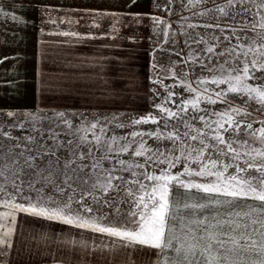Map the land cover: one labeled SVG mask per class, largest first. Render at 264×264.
<instances>
[{"label":"snow or ice","instance_id":"snow-or-ice-1","mask_svg":"<svg viewBox=\"0 0 264 264\" xmlns=\"http://www.w3.org/2000/svg\"><path fill=\"white\" fill-rule=\"evenodd\" d=\"M190 3L193 6L204 4L206 7L208 3L213 5L200 15L214 13L212 16L214 23L189 24L188 27L211 28L214 30L211 38L216 41L213 44L204 37L194 40L197 45L203 43L206 47L200 51L194 50L196 54L192 60L198 61L202 68L208 67L201 59L202 51L204 58L209 61L215 59L216 63L208 68L212 73L211 77L196 80L195 87L187 80L182 82L190 98L176 105V111L156 105L160 109L161 119L148 114L147 117L133 122L147 124L151 121L158 126L155 131L131 133L133 142L137 136L141 137L142 142L135 149L134 155L145 156V164H132L117 159L114 165L105 167V161L112 164L110 154L118 156L126 153L131 144L121 145L114 136L106 143L102 142V136L97 135L95 131L98 122L92 123L89 128H77L73 132V126L67 120L64 123L68 125L69 131L63 133L64 140L60 139L61 132L50 128L47 138L53 141L55 148L41 145L45 151L26 157L28 168L46 184L55 185L56 177L63 178L64 187L55 185L60 192L77 182L91 183L94 190H101L105 194L110 189L119 188V185L113 184L114 180L137 185L142 193L138 197L132 189L127 191V195L133 198L134 206L128 213L132 218L133 227L105 225L102 223L105 217L91 215L86 217L81 211H73L72 204L81 201H75L72 194L66 201L38 195L33 202L31 196L25 197L28 200L27 206L15 203L10 198L0 203V207L8 209L0 212V264H5L2 258L8 254L6 250L14 249L16 245H19L20 250L32 247L46 250L54 246L57 251L65 253L74 246L76 251H82L85 255L88 254L85 250H91L94 254L99 253L103 258V264H141L138 257L149 255L148 249L161 251L167 249L174 251L178 256L183 255V260L169 262L165 259L162 264H264V208H249L248 211L230 213L226 218L215 216L211 221L205 218L186 224L185 219L179 215V207L174 210L170 199L173 186H176L180 189H195L210 196L214 194L217 197L208 204L185 205V209L231 207L239 199L264 204V127L254 129L252 123L237 119L242 115L251 114L250 102L261 106L258 110H264V76L256 75L257 72L264 73V0H190ZM251 6L256 10L253 11ZM97 14L114 15L110 12ZM216 30L220 35L215 34ZM59 35L78 36L77 33L69 32H61ZM225 43L227 47L217 52L216 49ZM250 81L258 83L253 84ZM208 84L216 85L218 90L209 89L206 86ZM221 85L226 87L220 88ZM173 95L174 93L169 91L166 99L171 100ZM214 105L224 107L223 109L209 107ZM8 115L11 117L14 113L9 111ZM57 115L64 116L63 113ZM30 119L35 124L41 122L43 118L31 116ZM171 121L175 123H170ZM197 122L200 126H197ZM261 123L264 124V121ZM20 128H24L23 123L20 124ZM169 128L170 131H164ZM33 130L40 139H44L43 132L35 128ZM99 130L101 134L105 131L103 126ZM81 132L84 134L77 135ZM244 132L248 133V139L243 138ZM89 133L91 140L88 138ZM3 135L13 139L9 133ZM144 136L171 142V148L152 150L143 142ZM28 139L33 141L36 137L29 136ZM13 147L20 148L21 145L17 142ZM85 147L87 151L83 150ZM105 148L106 151H103ZM61 149L68 153V158L62 165L58 159L55 162L44 160L45 156L55 157L57 151ZM25 151L31 153L33 149L25 145L18 155L24 156ZM94 151H102V155L95 157ZM8 155L11 153L4 154L5 157ZM89 157H92L91 162H88ZM37 161H40V164H37ZM11 163L15 165L18 160L14 158ZM181 163L184 165L183 170L172 174L171 169ZM41 164L44 167H41ZM163 164L167 167L161 169L159 175L155 172L148 173L146 170L147 166ZM116 165H119V168ZM89 168L93 172L87 173L89 178L85 179L81 173ZM118 171H131V179L125 181L123 176L115 174ZM7 172H12L13 176L20 178L23 169L13 172L7 163L0 164V177L7 178ZM183 177H199L203 182H193L191 179L186 182ZM22 183V180L20 185L13 182L12 186L17 192H22ZM29 187L32 188L34 185L30 184ZM35 190L38 193L42 191ZM0 193L7 194L6 188L0 187ZM45 199L47 202L42 203L41 201ZM93 199L98 202L97 197ZM83 211L91 213V208H83ZM17 213H23L39 221L71 226L114 239L111 245H90L84 237L80 239L61 237L49 233L43 226L40 231L21 234ZM176 232L182 233L183 239L175 235ZM198 254L202 259H196ZM155 255L156 252L153 251L151 256ZM149 264H152L151 260Z\"/></svg>","mask_w":264,"mask_h":264},{"label":"crops","instance_id":"crops-1","mask_svg":"<svg viewBox=\"0 0 264 264\" xmlns=\"http://www.w3.org/2000/svg\"><path fill=\"white\" fill-rule=\"evenodd\" d=\"M149 0H0V91L7 107L144 114L150 102ZM98 12L114 15L100 16ZM139 14V15H137ZM98 25V26H97ZM61 32L78 36L59 35ZM170 199L185 223L226 218L230 213L264 208L257 201L239 199L231 207L204 210L185 205L217 199L195 189L173 186ZM220 199H224L220 197ZM8 211L0 207V212ZM21 234L43 229L61 237H84L90 245H111L114 238L99 233L39 221L17 213ZM183 239V234L176 232ZM16 237L14 236V240ZM5 264H103L99 253H66L54 246L7 249ZM141 251H144L141 249ZM141 264L183 260L174 251L147 250ZM155 251L156 255L151 256ZM254 259L255 257H246ZM196 259H202L197 255ZM237 259V257H233Z\"/></svg>","mask_w":264,"mask_h":264},{"label":"rangeland","instance_id":"rangeland-1","mask_svg":"<svg viewBox=\"0 0 264 264\" xmlns=\"http://www.w3.org/2000/svg\"><path fill=\"white\" fill-rule=\"evenodd\" d=\"M150 5L149 18H150V38H149V50H150V102L149 109L144 114H110V113H96V112H85V111H60L54 109H39V108H25V107H7L2 105V100L8 95V91H0V164L7 163L13 172H18L21 168L23 172L20 178H16L12 175V172H7L6 177H0V187H4L7 190V194L0 193V203L4 200L12 199L15 203H22L27 206L28 200L25 197H32V201L38 195L43 197L52 196L57 201H66L70 194L74 195L75 201L72 204L73 211H81L84 216H99L105 217L102 221L105 225H111L116 227L125 226L132 228L131 217L128 213L133 209V198L127 195L128 189H132L136 197L142 194L138 190L137 185L130 183H124L120 180H114V185H119V188L110 189L107 194L101 190H94L89 184L75 183L72 187H68L65 191L60 192L55 188V185L64 187L63 178L56 177L55 185L46 184L42 179H39L35 172L28 168L26 163V157L29 155H35L38 152L45 151L41 145H47L49 148H55L52 140L47 138L48 130L54 129L57 132H61V140L65 137L63 133L68 132V125L64 123L65 120L70 121L73 126L72 131L75 132L77 128H89L92 123L98 122V127L95 130L97 135L102 136V142H107L111 137H115L121 145L130 143L131 147L128 152L122 153L118 156L110 154L112 164L107 161L104 162L105 167H110L115 164L117 159L124 160L132 164H145V156H135L134 151L139 146L141 137L137 136L135 142L131 133L133 132H147L157 130V125L151 121L147 124H134L135 120L145 118L148 114L161 119L160 109L156 105H162L166 108L176 111V105L180 104L182 100L190 98V94L185 91L182 84L183 81L187 80L192 83L195 87V81L200 78H210L212 73L208 71L209 67H212L216 61L207 60L203 56V52H200L201 59L204 64L208 67H201L200 63L193 62L192 57L196 54L194 50L200 51L206 47L205 44L201 43L197 45L194 40H198L204 37L209 40L210 43H216L211 38L213 29H205L203 27H196L195 29L189 28V24L202 25L204 23H214L212 19L214 13H209L207 16H201L200 13L205 12L207 9L213 7L211 3H208L205 7L204 4L193 6L190 0H149ZM253 11L255 7L251 6ZM223 22V21H221ZM167 33V35L165 34ZM216 35H220L219 31H215ZM221 39L223 37L221 36ZM235 43V40L232 41ZM227 47V44H221L216 49L217 52ZM257 76H264V73H256ZM250 83L256 84L257 81H250ZM171 86V87H167ZM209 89H217L216 85H206ZM226 85H221L220 88H225ZM174 93L171 100H167L166 97L168 92ZM174 101V102H173ZM203 107V105H202ZM210 108L223 109L224 105L209 106ZM261 106L254 105L250 102L249 111L250 115L245 114L237 119L245 121L246 123H252L253 128L257 129L264 127L261 121H264V110H258ZM14 113L13 116H9L8 112ZM63 113V117H59L57 114ZM37 116L43 118L41 122L33 124L30 117ZM51 118V119H50ZM24 124V128H20V124ZM170 123H175L171 121ZM57 125H59L57 127ZM103 126L105 131L103 134L100 133V127ZM197 126H200L197 122ZM162 129V124L160 125ZM39 129L40 132L44 133V139H40L37 136V132L33 129ZM171 129H164V131H170ZM3 133H9L13 139H9L3 135ZM84 133H77V135H83ZM29 136L36 137L35 140L29 141ZM89 140L92 139L91 134H88ZM243 138L248 139V133H243ZM19 142L20 148H14L13 146ZM143 142L146 146L152 150L156 149H168L171 148V142L157 140L155 137L144 136ZM27 145L28 148L33 149V152H24V156L18 154ZM93 147H95L93 145ZM87 151V147L83 149ZM106 151V148L103 149ZM6 153L11 155L4 156ZM151 153H149L150 155ZM167 154V153H166ZM178 154V153H177ZM95 157L102 155L101 152L93 153ZM17 159L18 163L13 165L11 162L13 159ZM68 158V153L63 149L58 150L55 157L45 156L44 160L56 161L57 159L63 164ZM92 157L88 158V162H91ZM40 164V161H37ZM44 167L43 164L40 165ZM183 163L178 164L175 168L171 169L172 174H177L183 170ZM119 168V165H116ZM167 165H152L147 166L146 170L148 173L159 175L161 169L166 168ZM195 167V165H194ZM136 171H144V169H135ZM93 172L91 168L86 169L84 173H81L85 179H88L87 173ZM46 174V173H45ZM116 175L123 176L125 181L131 179V171L122 172L118 171ZM95 179L93 175L92 180ZM143 179V177H141ZM187 182L191 179L193 182H203L199 177H183ZM22 183V192H17L13 188V182L20 185ZM39 180V182H37ZM32 184L34 187L30 188ZM35 189H41V192H37ZM75 190V191H74ZM90 193V195H85ZM15 194V195H13ZM93 197L98 198L96 202ZM81 198H83L81 200ZM107 201V203H106ZM42 203L47 202L46 199L41 201ZM83 206V207H82ZM83 208H91V213L83 211ZM119 209V211H117ZM258 238V237H257Z\"/></svg>","mask_w":264,"mask_h":264}]
</instances>
